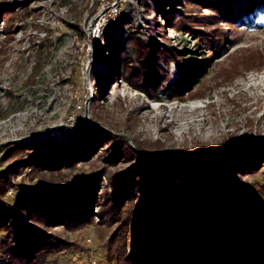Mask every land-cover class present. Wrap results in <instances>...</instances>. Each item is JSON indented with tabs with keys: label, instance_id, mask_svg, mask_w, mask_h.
I'll list each match as a JSON object with an SVG mask.
<instances>
[{
	"label": "trees",
	"instance_id": "trees-1",
	"mask_svg": "<svg viewBox=\"0 0 264 264\" xmlns=\"http://www.w3.org/2000/svg\"><path fill=\"white\" fill-rule=\"evenodd\" d=\"M166 1L168 24L197 47L145 42L131 28L129 49L112 71L157 101L163 95L171 101L205 97L213 57L239 42L242 14L246 21L258 17L264 0H250L240 12L229 0ZM27 12L24 5L5 13V42L14 38V17ZM161 59L177 64L174 81ZM230 59L216 78L224 83L264 66V46L237 48ZM238 141L241 146L230 150L188 151L96 124L63 143L45 137L1 147L0 264H45L58 262L61 253L88 252L71 237L85 228L101 244L98 264H264V223L248 214V207L264 202V183L258 197L235 199L239 175L264 172V150L256 155L241 148L247 140ZM80 161L87 167L66 177L64 170L77 169ZM21 173L26 177L17 180ZM219 214L222 223H216Z\"/></svg>",
	"mask_w": 264,
	"mask_h": 264
},
{
	"label": "rangeland",
	"instance_id": "rangeland-1",
	"mask_svg": "<svg viewBox=\"0 0 264 264\" xmlns=\"http://www.w3.org/2000/svg\"><path fill=\"white\" fill-rule=\"evenodd\" d=\"M229 1L240 12L250 0ZM147 4L145 0H0V148L45 137L63 143L97 124L129 139H162L167 146L188 151L230 150L244 139L248 143L241 148L259 155L264 150V66L229 82L216 78L225 72L237 48L264 46V13L256 18L251 14L248 21L242 14L243 39L213 57L208 95L187 101L163 95L157 101L112 71L114 64L121 67L129 49L130 29L139 31L145 42L188 51L197 46L192 37L180 35L168 24L166 0ZM24 5L28 12L14 17V38L7 43L4 15ZM159 66L169 70V82L179 74L174 61L167 65L161 59ZM86 167L80 161L77 169H65L64 175L70 179ZM20 176L26 177L21 173L16 179ZM262 183L263 171L239 175L237 202L258 197L256 189ZM144 214L143 209L140 216ZM248 214L264 223V202L256 209L248 207ZM222 215L216 223H222ZM71 237L89 251L61 253L58 262L45 264L99 263L102 248L92 228Z\"/></svg>",
	"mask_w": 264,
	"mask_h": 264
}]
</instances>
